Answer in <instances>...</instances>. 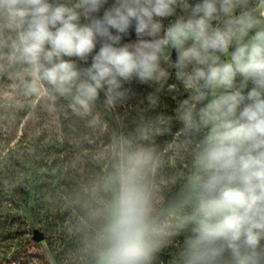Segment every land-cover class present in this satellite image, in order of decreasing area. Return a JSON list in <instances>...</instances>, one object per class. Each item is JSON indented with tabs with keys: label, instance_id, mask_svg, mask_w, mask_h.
<instances>
[{
	"label": "clouds",
	"instance_id": "clouds-1",
	"mask_svg": "<svg viewBox=\"0 0 264 264\" xmlns=\"http://www.w3.org/2000/svg\"><path fill=\"white\" fill-rule=\"evenodd\" d=\"M106 4L0 0V130L41 114L73 148L62 264H264V0ZM173 69L174 116L128 104L136 81L155 109Z\"/></svg>",
	"mask_w": 264,
	"mask_h": 264
},
{
	"label": "rangeland",
	"instance_id": "rangeland-1",
	"mask_svg": "<svg viewBox=\"0 0 264 264\" xmlns=\"http://www.w3.org/2000/svg\"><path fill=\"white\" fill-rule=\"evenodd\" d=\"M113 2L108 0V4L94 15L102 17L104 10ZM189 2L195 4L198 0ZM177 14H180L179 9ZM174 19V16L163 18L162 23L166 27ZM84 22L87 21L82 18ZM136 40L133 23L121 44ZM99 46L98 43L96 51ZM88 63H91V56ZM171 73L168 84L176 81L175 70H171ZM251 86L249 82L245 92ZM125 87L136 93L128 104H139L141 108L148 109L145 113L147 117L157 114L174 116L176 107L187 98L178 90L168 91L166 85L158 93L157 107L151 109L146 101L142 104L140 101L154 91L153 87L136 81ZM118 111L123 112L124 109ZM18 115L20 119L10 126L8 132L0 130V264H33L34 261L37 264H62L66 251L71 247L64 232L69 214L62 211L58 203L63 182L56 183L51 170L70 157L73 148L69 142L60 143L55 133L44 126L43 115L36 114L32 118H28L24 112ZM173 127L180 125L174 122ZM171 139L172 136H165L162 144ZM33 229L44 234L42 240L32 239Z\"/></svg>",
	"mask_w": 264,
	"mask_h": 264
},
{
	"label": "trees",
	"instance_id": "trees-1",
	"mask_svg": "<svg viewBox=\"0 0 264 264\" xmlns=\"http://www.w3.org/2000/svg\"><path fill=\"white\" fill-rule=\"evenodd\" d=\"M175 83L178 84L177 81H175ZM179 91H180V94H183L182 96H188V93L184 91L183 86L178 84V92H179ZM102 99H103V93H101V100H102ZM178 129H179V127H173V126H172V132H173V133H174L175 131H177ZM165 136H167V135H165ZM165 136L158 137V138H157V143L163 145V144H162V141L164 140V137H165ZM168 136L171 137V135H168ZM182 239H183V237H180V240H182ZM175 251H176V249H174V248L166 249V250L161 254V256H160V260L163 261L164 264H168V261L172 259V256L170 255V253H173V252H175Z\"/></svg>",
	"mask_w": 264,
	"mask_h": 264
},
{
	"label": "water",
	"instance_id": "water-1",
	"mask_svg": "<svg viewBox=\"0 0 264 264\" xmlns=\"http://www.w3.org/2000/svg\"><path fill=\"white\" fill-rule=\"evenodd\" d=\"M175 59V56L173 55V60ZM44 237V234L38 230V229H33V235H32V239L35 241H39L42 240Z\"/></svg>",
	"mask_w": 264,
	"mask_h": 264
}]
</instances>
